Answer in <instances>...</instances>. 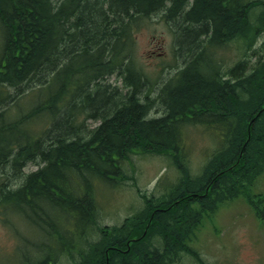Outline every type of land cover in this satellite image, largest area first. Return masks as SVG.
Listing matches in <instances>:
<instances>
[{"label":"trees","instance_id":"1","mask_svg":"<svg viewBox=\"0 0 264 264\" xmlns=\"http://www.w3.org/2000/svg\"><path fill=\"white\" fill-rule=\"evenodd\" d=\"M107 1L108 7L103 8L102 4L89 0H0V102L6 103L0 114V164L9 165L12 158L14 174L21 180V200L8 192L0 193V212L7 222L12 219L37 226L38 234L45 235L49 247L59 249V233L49 230L46 233L43 217L56 219L53 222L58 230L67 234L65 225H76L81 220L82 225H90L94 220L92 208L97 210L91 192H85L89 194L87 198L80 191L81 180L63 179L60 169L71 167L75 172L94 173L95 179L109 183L111 177L123 171L122 162L142 147L132 143L136 131L148 143L158 140L159 151L172 152L168 156L172 165L180 169V176L166 186L165 192L150 196L133 217L119 226L99 229L98 241L86 252H79L80 258L74 264H177L186 254L205 264L186 243L202 213L244 194L247 203L260 210L258 201L262 199L255 201L259 195L251 197L246 190L264 173V118H256L259 113L264 114V57L251 69L244 70L245 60L224 69L220 54L231 44L242 47L244 54H248L260 38L261 46L264 45V12L256 19L259 28H254L253 21L245 17L255 10L254 5H262L264 1L193 0V7L183 18L195 23L196 31L186 29L179 45V49L193 55L179 72L186 77L183 87L169 96L168 121H145L144 111L133 94L118 95L116 103L114 97L83 95L91 77L103 76L116 66L113 65L116 60L124 62L127 58L125 50L131 48L130 32L138 22L137 16H147L163 3V0ZM171 1L173 6L181 7L185 0ZM120 21L128 34L116 49L110 42L115 38L113 26ZM71 27L78 33L67 43ZM199 33L203 42L196 49L195 37ZM73 46L77 50H72ZM105 52L113 56L111 64L97 62ZM65 54L70 60L60 70L65 77L55 75L50 82L33 90L35 104L29 105L25 100L29 107L16 113L28 93L18 97L14 88L37 74L35 71L43 70L45 65L41 61L45 58L49 66ZM201 57L203 79L186 75L189 67L200 63ZM125 64L135 76L139 75ZM127 76L132 78L130 73ZM15 96L18 98L12 101ZM83 97L93 104L92 116L97 119L86 111ZM74 100L75 109L67 111ZM196 103L202 111L211 109L216 113L211 117L204 112L201 120L210 128V136L217 145L207 156L202 173L190 178L193 176L183 169L179 158L184 151L180 125L188 122L187 108ZM89 117L100 124L90 133V139L82 142L83 121ZM36 120H42V129L32 130ZM193 121H198L197 116ZM29 162H36L38 167L23 174L22 169ZM95 162L110 166L111 172L95 170ZM184 174L190 178L188 183ZM70 181L73 198L58 192L61 185ZM130 226L135 230L125 236ZM176 228L179 233L174 232ZM73 237L76 242L70 250L79 251L83 243ZM148 237L151 242L146 240ZM43 244L25 241L16 248L17 263L45 264L35 258ZM60 251L64 255L70 253L63 248ZM53 260L54 256L47 255V264H54Z\"/></svg>","mask_w":264,"mask_h":264},{"label":"rangeland","instance_id":"2","mask_svg":"<svg viewBox=\"0 0 264 264\" xmlns=\"http://www.w3.org/2000/svg\"><path fill=\"white\" fill-rule=\"evenodd\" d=\"M170 30L160 16H149L142 19L134 31L135 42L131 44L132 58L136 67L145 74L149 82L156 83L161 78H167L181 65L182 58L175 55L174 35ZM261 41L260 38L255 48L261 45ZM236 48V44H231L221 51L220 56L224 66L229 67L236 61ZM182 56L185 57L183 53ZM115 81V78L109 80L112 85H117L120 89L126 88L120 78ZM20 104L16 113L22 112L25 108L22 101ZM33 124L34 130L43 128L42 120H36ZM85 124L87 128L94 127V123L90 120H86ZM182 144L183 155L190 159L189 170L190 175L193 176L190 178H194L198 176L202 164L217 143L203 127L187 129ZM129 157L124 166L125 178H118V183L110 186L95 179L93 185H88L87 182L81 181L79 184L75 181L76 185L77 183L80 185L79 189L83 194L91 191L90 195L94 197L98 212L96 226H92L90 230L96 239L99 229L119 226L125 219L137 214L144 197L151 194L152 188V192L160 195L158 187L155 189L153 185L164 168H166L165 174L169 176L170 185L177 180L175 167L171 160L164 156L130 154ZM37 165L36 162L27 163L22 173L35 171ZM12 172L11 177L16 173ZM5 180V176L0 177V187ZM246 191L251 197L259 195L258 198H254L255 201L262 199L258 201L260 210L257 207L254 209L247 203L246 194L226 200L218 204L213 211L202 213L193 234L188 236L187 245L201 255L205 264H264V173ZM193 207L197 209L198 205ZM50 220L56 219L50 217ZM65 228L69 230L71 225H65ZM81 229L78 227L80 233ZM71 230L74 236L79 238L76 225H73ZM88 230L89 228L87 232ZM67 234L71 235V232ZM36 238L39 241L45 240L42 235L34 231L32 226L12 222V219L11 222L9 220L7 222L0 212V264H16L18 260L16 248L24 245L25 241L29 242ZM52 241L53 239L50 240ZM56 264H74V259L61 254ZM177 264L198 263L184 255Z\"/></svg>","mask_w":264,"mask_h":264},{"label":"bare ground","instance_id":"3","mask_svg":"<svg viewBox=\"0 0 264 264\" xmlns=\"http://www.w3.org/2000/svg\"><path fill=\"white\" fill-rule=\"evenodd\" d=\"M90 2L96 3L97 5L102 4L103 8H106V5L108 7L109 2L107 0H89ZM264 1V0H263ZM193 7V0H185L182 4L181 7L178 6H173V3L171 0H163L162 5H160L159 7H157L156 9H154L153 11L145 14L147 16H137V24L135 26H133V28L131 29L130 32V36H131V44H134L135 42V37H134V31L138 28V25L140 23V21L144 18H147L149 16H160V18L164 21V23L166 24V26H168L171 30V32L174 35V52L175 55H177V57H181V65L178 66L177 69H175L174 73L168 75L167 78H161L159 79L158 82L156 83H152L149 82L148 78L145 76L144 73H141L139 71V69L136 67V64L132 58V48L129 47V49H126L125 52L128 53L127 54V58L124 60L125 63L128 64V66L132 67L133 71L139 75L135 76L134 73L127 68L124 62L121 61H117L116 63H114L113 68H110L109 72L104 74L101 77H91L86 86L83 88V95H91V97H100V96H106L108 98L110 97H114L115 98V103L116 101H119V96L124 97L126 95H131L133 94L137 100H138V107H141L144 111L143 114V119L145 121H150V120H166L168 121L170 119V112L168 111L167 108V103H169V96H171V94L174 95V92H177L178 90H180L183 85H184V81L185 79H183L185 77V75H179V72L184 69L186 67V65L188 64V60L191 58V56L193 54L190 53H185L182 49H179V45H180V40L183 38V36H185L187 34L186 29H190V30H194L196 31V24L192 23L188 20H186V18H183L184 14L189 12L191 10V8ZM255 10H250L249 13H246L245 17L248 19H251L253 21V27L254 28H259V24H257V20L259 17V13H261L262 11L264 12V3L258 4V5H254ZM139 17V18H138ZM71 22V21H70ZM255 22V23H254ZM122 22L120 21L119 25H115L113 26L114 29H116V31L114 32L115 38L112 39V41L110 42L112 45H114L116 47V49H118L119 44L124 40L125 34L128 32L126 31V28L121 26ZM127 27V26H126ZM69 34L67 35V43L71 40H73L75 37H77V31H74L73 27L69 28ZM200 34V33H199ZM197 34V36L195 37V40H197V48L199 49L201 47V43L203 42V35L202 34ZM69 36V37H68ZM0 39L2 40V38L0 37ZM202 41V42H201ZM1 43V41H0ZM66 43V44H67ZM126 46V45H125ZM125 46L124 49H125ZM230 47V45L224 47V48H228ZM124 49L122 51H124ZM202 49V48H201ZM72 50H77L76 46L72 47ZM67 51L70 52L71 54L75 55L74 52H72L70 49L67 48ZM182 53L184 54V58L182 56ZM235 54H237L236 57V61L233 63V65L227 67V66H222L224 69H230V67L237 65V63H239L240 61H247V63H243L244 65V70L246 69H251L254 68L258 65V62L260 61V58L264 57V45L263 46H259L257 48L252 49L251 51L248 52V54H244L243 52V48L242 47H237L235 49ZM203 55V54H202ZM67 55H62L60 58L57 59V61L53 62L51 65L47 66V62H46V58L41 61L42 65L44 66V69L40 70L39 72L35 71L37 74H32L33 77H31L28 80L23 81L20 85L16 86L14 88V92H16V94L18 95V97L24 93H28L25 97H24V101L25 102V107L26 109L29 107V105H34L35 104V95L32 93L33 90H35L36 88H39L40 86H42L44 83L50 82L52 79L55 78V75L61 76V77H65L64 74L60 73V70L65 66L69 64V61L67 59ZM103 59L98 60V63H107V64H111L112 63V58L113 56L110 55V53L105 52L102 56ZM200 63L197 62V64L191 68L189 67L188 69V73H186V75H194L196 77L202 78L203 79V58H199ZM196 63V62H195ZM222 64H223V60H222ZM196 68V69H195ZM71 69V68H70ZM130 73L132 75L131 77H128L127 74ZM133 73V74H132ZM111 78H115L116 81H118V79L120 78L124 84L125 87H122L123 89H120V87H118L117 85H112L109 80ZM186 78V77H185ZM115 81V82H116ZM154 84V85H152ZM32 90V91H31ZM119 92H118V91ZM235 94H237V92H235ZM17 96H15L12 101H14L16 99ZM17 97V98H18ZM29 103L26 102V101ZM87 105L85 103H83L85 106L86 111L88 112L89 115H93L92 111L93 110V104H89L86 101V98L83 97V99ZM65 102V101H64ZM201 104V103H200ZM76 107V102L75 100L72 101V103L70 104V106L68 107L67 111H73ZM6 109V103L4 102H0V114ZM89 109V111H88ZM189 110V112L186 113V115L188 116V122L186 123H182L180 126H182V139H181V143H183V139L185 136V131L187 129L193 130V128L196 129H200V128H205L206 132H210V128H206L208 127V125L203 124L202 123V117H203V113L205 112V114L210 115L211 117L216 115V113H214L211 109L209 111H206L203 109V111L201 110V105H199V103L194 104L193 106H190L187 108ZM201 110V113H199ZM91 113V114H90ZM201 114V115H199ZM197 116L198 121H193V119ZM92 118H94V116H92ZM91 117H89L88 119H85L83 121V131H84V136H82V142H86L88 139H90V133H92L100 124V122L98 120H94L97 118L92 119ZM258 119H262L264 118V114L263 113H259L257 115ZM86 120H90L91 122L94 123V127H88L85 124ZM264 120V119H263ZM195 123H197V125H195ZM72 122L70 123V129H74L72 126ZM32 127V126H31ZM34 130V128H33ZM195 130V129H194ZM132 138V143H135L136 145H138V147L141 148H136V150L134 151V155L135 154H141V155H147V156H164L167 159L170 160L169 156L170 154H172V152H166V151H159V147L160 144L158 143L159 141L154 139V142L148 143L146 141V139L142 138L139 136V134L135 131L134 132V136L131 137ZM183 146V144H182ZM110 156L113 157V155L111 154ZM130 158V157H129ZM129 158H126L123 162H122V168L123 171L119 173V176H114L111 177V181L109 183H107L108 185H113L114 179L117 180V182H119L118 178H125V171H124V166L125 164L128 162L127 160ZM181 159V162L183 164V169L186 170L189 175L191 174L190 170H189V158L186 157L185 155L181 154V156L179 157ZM127 161V162H126ZM126 162V163H125ZM7 164H0V177L5 176L6 180L5 183L2 185V187H0V193L2 192H8V195H11L13 197L16 198L17 201L21 200V197L19 196V189H20V185H21V180L17 177V175H14L11 177L12 175V171L14 170V162L13 159L10 158L9 159V165ZM203 165L201 166L200 172L198 174V176L202 173L203 171ZM26 165L24 166V168L22 169V171H24ZM95 167L97 171L99 170H105L106 172H111L112 168L108 165H101L95 162ZM177 171V175L178 177L180 176V169L178 168H174ZM60 172L62 173V177L63 179H68V180H73V179H80L82 182L84 183H88V185H93L96 175L94 173H89V172H83V171H76L75 169H72L71 167H63L62 169H60ZM125 172V173H124ZM166 172V168H164L162 170V172L160 173V175L157 176L155 183L153 185V187L156 189V187H158L159 189V194L163 193L166 191V186L170 185L169 183V176H167V174H165ZM28 174V173H27ZM182 175V173H181ZM177 177V178H178ZM171 179V178H170ZM184 181L185 183H188L189 181V177L184 174ZM67 181V180H65ZM116 182V183H117ZM72 181L70 182H66L64 186H60V191H58L59 193H63L66 196H69L70 198L74 197V194L72 192ZM153 191V188L151 190V194L149 196H145L144 200L142 203H144L146 200L150 199L149 197L152 195H157L155 194ZM91 192V191H90ZM3 194V193H2ZM87 194V198H89V194ZM94 204L96 206L95 200H94ZM74 207V206H73ZM79 207V206H78ZM77 211L79 209L75 208ZM97 209V206H96ZM80 211V210H79ZM93 211V221L91 222L96 224V216H97V212L92 208ZM82 212V211H80ZM82 214V213H81ZM83 220L79 221L78 223H76V230L79 234V240L82 241L83 246L81 247V249L79 251H71L70 248L73 246V244L76 242V240L74 239V234L72 233L71 228L73 227V225H71V228L65 229L68 232H71V235L65 234L62 231L58 230L57 226L55 225V223L50 220L49 216H45L43 217V229L46 231H52V232H56L57 234L59 233L58 237L60 239V247L58 249H51L49 247V245L47 244V238L45 237V235H43V237L45 238L44 241H39L37 238L35 239L36 243L40 244V243H45L43 245H41V248L38 249L39 253L37 255L36 260L41 259L42 262H44L45 264H47V255L49 256H54V264L57 263V258L61 255V251L60 248L67 249L70 251L69 255L70 257H72L74 259V262H76L80 256H79V252L81 251H87L90 249V247L96 243V238L94 237L93 232L90 230L91 228V224L90 225H82ZM137 225H139V222L136 223ZM25 225V224H22ZM32 226L34 228L35 232H40L38 231L37 226H33V225H29ZM79 228L81 229V233L78 230ZM129 227V226H128ZM89 228L88 232L87 229ZM131 228V229H130ZM130 228L127 230L128 233H124L125 236H130L134 230L135 227L134 226H130ZM196 228V227H195ZM194 228V229H195ZM175 233H179V229L176 228ZM194 232V230H193ZM43 233V232H42ZM119 235V233H117ZM193 234V233H192ZM191 234V235H192ZM150 235H154V233H151ZM189 235V236H191ZM83 236V238H82ZM146 240H149L150 242L152 241L151 237H148ZM192 250H194L196 252V250L193 247H190ZM62 251V252H63ZM90 254V253H89ZM88 254V255H89ZM188 257H192L195 261L198 259V257L196 256H190L188 254H186ZM183 257V256H182ZM181 257V258H182ZM179 258L178 261L181 259Z\"/></svg>","mask_w":264,"mask_h":264}]
</instances>
